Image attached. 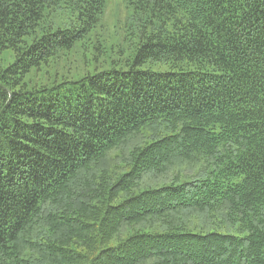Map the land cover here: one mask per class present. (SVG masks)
Returning a JSON list of instances; mask_svg holds the SVG:
<instances>
[{
	"label": "trees",
	"instance_id": "16d2710c",
	"mask_svg": "<svg viewBox=\"0 0 264 264\" xmlns=\"http://www.w3.org/2000/svg\"><path fill=\"white\" fill-rule=\"evenodd\" d=\"M111 1L0 0V264H264V0H119L50 75Z\"/></svg>",
	"mask_w": 264,
	"mask_h": 264
},
{
	"label": "rangeland",
	"instance_id": "374dc122",
	"mask_svg": "<svg viewBox=\"0 0 264 264\" xmlns=\"http://www.w3.org/2000/svg\"><path fill=\"white\" fill-rule=\"evenodd\" d=\"M130 16V11L122 2L119 0L111 1L106 9L102 23L97 29V35H92L89 40L77 44L70 51L61 55L57 61L52 63V65L50 64L51 66L48 68L50 70L49 74L52 75L56 72V75H59L57 80L62 81L66 78L71 81L72 79H79L87 72H93L103 60H108V56L113 57L115 55L118 49L116 45L119 42L121 44L124 28L128 20L131 19ZM55 22L60 26L69 27L74 20L72 17L63 15L56 19ZM94 44L97 45L96 49L93 47ZM111 46L113 48L110 49ZM11 61L12 57L8 54V51H4L0 57V66L5 67ZM45 76L43 73H38L36 77H29L28 81L32 85L44 81ZM66 85H69V83Z\"/></svg>",
	"mask_w": 264,
	"mask_h": 264
}]
</instances>
